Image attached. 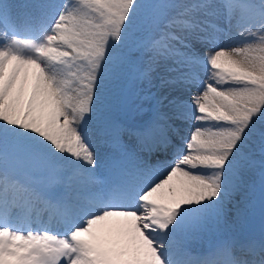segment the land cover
<instances>
[{
	"label": "snow or ice",
	"instance_id": "6c2138e0",
	"mask_svg": "<svg viewBox=\"0 0 264 264\" xmlns=\"http://www.w3.org/2000/svg\"><path fill=\"white\" fill-rule=\"evenodd\" d=\"M257 173L264 0H0V264H264L187 250Z\"/></svg>",
	"mask_w": 264,
	"mask_h": 264
},
{
	"label": "rangeland",
	"instance_id": "374dc122",
	"mask_svg": "<svg viewBox=\"0 0 264 264\" xmlns=\"http://www.w3.org/2000/svg\"><path fill=\"white\" fill-rule=\"evenodd\" d=\"M13 3L17 4H36L40 3L41 0H11ZM210 22L216 23L218 28H223V21L211 20ZM211 32V29L209 30ZM220 42L225 39L223 32L214 33ZM137 105L142 106L144 109L148 108L146 102H142L136 97H131L127 108H125L121 113V119L125 121H139L141 119L147 118V112L136 111ZM98 150L103 151L104 146L102 144H97ZM256 197H259V174L257 173L251 181V187L248 191L243 193H238L233 197V202L228 205V213L226 219L222 222L219 228L203 232L196 235L190 239L201 238L202 241L199 246L191 247L193 243H187L188 252L196 251L199 252V257L207 254L210 247L215 246L218 241L228 239L229 237H236L241 241L254 240L258 241L262 235H264V212L261 210L260 200L256 202ZM237 200L236 202L234 200ZM253 207V211H252ZM256 210V211H254ZM260 216L258 217V215ZM45 217L46 212L42 213ZM42 218L45 220L46 218ZM247 226L252 227L254 231V237H249L246 230ZM189 239V240H190ZM190 245V246H189Z\"/></svg>",
	"mask_w": 264,
	"mask_h": 264
},
{
	"label": "bare ground",
	"instance_id": "6f19581e",
	"mask_svg": "<svg viewBox=\"0 0 264 264\" xmlns=\"http://www.w3.org/2000/svg\"><path fill=\"white\" fill-rule=\"evenodd\" d=\"M95 143V142H94ZM94 150H98V145L97 144H95V147H94ZM99 151V150H98ZM153 159H155V157H153ZM238 195V193L236 194V196ZM235 202L237 201L236 199L234 200ZM44 216L42 215V218H43ZM44 218H46L45 220H47L48 219V213L46 212V216L44 217ZM194 238H196L195 236H194ZM201 241H202V239L201 238H197V239H190L187 243H193V245L191 246V247H195V245L196 246H199V244L201 243ZM190 246V245H189ZM190 253V255L192 256V257H199L200 255H199V252H196V251H192V252H189Z\"/></svg>",
	"mask_w": 264,
	"mask_h": 264
},
{
	"label": "trees",
	"instance_id": "16d2710c",
	"mask_svg": "<svg viewBox=\"0 0 264 264\" xmlns=\"http://www.w3.org/2000/svg\"><path fill=\"white\" fill-rule=\"evenodd\" d=\"M254 211H256V210H254ZM258 217H259V215H258ZM249 231V230H248Z\"/></svg>",
	"mask_w": 264,
	"mask_h": 264
}]
</instances>
